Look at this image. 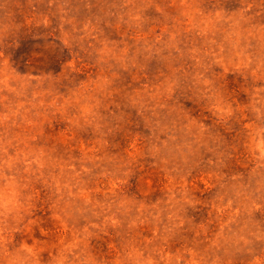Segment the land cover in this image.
<instances>
[{
	"label": "rangeland",
	"instance_id": "374dc122",
	"mask_svg": "<svg viewBox=\"0 0 264 264\" xmlns=\"http://www.w3.org/2000/svg\"><path fill=\"white\" fill-rule=\"evenodd\" d=\"M0 264H264V0H0Z\"/></svg>",
	"mask_w": 264,
	"mask_h": 264
}]
</instances>
